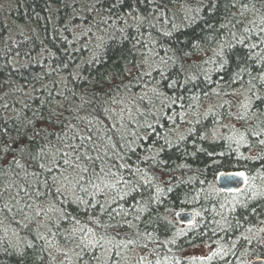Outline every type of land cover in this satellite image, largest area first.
<instances>
[{
    "label": "trees",
    "instance_id": "16d2710c",
    "mask_svg": "<svg viewBox=\"0 0 264 264\" xmlns=\"http://www.w3.org/2000/svg\"><path fill=\"white\" fill-rule=\"evenodd\" d=\"M261 29L264 0H0V130H40L0 153V264L264 256ZM230 170L244 188L217 187Z\"/></svg>",
    "mask_w": 264,
    "mask_h": 264
},
{
    "label": "snow or ice",
    "instance_id": "6c2138e0",
    "mask_svg": "<svg viewBox=\"0 0 264 264\" xmlns=\"http://www.w3.org/2000/svg\"><path fill=\"white\" fill-rule=\"evenodd\" d=\"M125 2V0H117L118 4H123ZM209 3H212V0H208ZM211 10V9H210ZM199 11V9H197V12ZM141 20L143 19L142 17L140 18ZM211 27V26H209ZM262 32H264V29H261ZM166 35H170V33H166ZM235 35V34H233ZM239 43H243V40L238 41ZM261 42H264V37L261 38ZM251 47H255V45H252ZM217 55H222V52H218ZM195 77H193L194 79ZM105 80H108V77L104 78ZM175 84V82H173L172 84H169V87H173ZM254 87V85H253ZM205 95H207V93H205ZM243 107L248 108L251 107V101L246 102ZM241 119H243V117H241ZM31 123V121H29V124ZM5 133L3 132V130H0V153H4L7 154L9 152H19V153H26L30 147V145L33 143L34 139L40 135V130H37L36 132L33 133L32 137H29L27 142H25L24 136L26 135V133H21L18 137L16 138H11L10 141H5L3 139ZM181 139H183V137H181ZM241 140H243V137H241ZM259 143L261 145H264V140L259 141ZM11 145H16L15 148H12ZM76 148H79V145L75 146ZM85 156L84 160H81L79 163H76L74 165L75 168L79 169L81 172H87L88 171V165H87V160L90 159L89 157H87V154H83ZM33 159H35V157H32ZM77 159L79 160L80 157L77 156ZM64 163L66 165L70 164L69 160H65ZM94 163V161H93ZM82 165H84L82 167ZM41 167H43V165H41ZM55 167V165L53 166ZM53 169L49 168L47 169V171L51 172ZM103 171V170H101ZM238 177H243L245 176L244 172H239L236 174ZM81 179L83 178L82 176L80 177ZM58 179H63L65 181H67L68 183H71V181L68 179L67 176H64L63 173H61L60 177H53V182L55 183ZM79 185V180L76 181V184L74 186H78ZM95 187V185H94ZM60 189H57V191H59ZM99 190V189H98ZM39 195V193H37ZM255 195H260V196H264V192H260V193H256ZM250 197V198H254ZM83 202V201H81ZM89 243H92L91 241H89Z\"/></svg>",
    "mask_w": 264,
    "mask_h": 264
},
{
    "label": "water",
    "instance_id": "95a60500",
    "mask_svg": "<svg viewBox=\"0 0 264 264\" xmlns=\"http://www.w3.org/2000/svg\"><path fill=\"white\" fill-rule=\"evenodd\" d=\"M243 171L230 170L219 171L216 175V183L223 190L238 189L246 184L245 177H238L236 174ZM176 217L183 221H192L195 217V212L192 209L177 210ZM249 264H264V256H255L250 260Z\"/></svg>",
    "mask_w": 264,
    "mask_h": 264
},
{
    "label": "rangeland",
    "instance_id": "374dc122",
    "mask_svg": "<svg viewBox=\"0 0 264 264\" xmlns=\"http://www.w3.org/2000/svg\"><path fill=\"white\" fill-rule=\"evenodd\" d=\"M264 225V224H263ZM213 250V245L211 244L210 246L205 245V244H200L199 247H192L190 248L187 252L186 255L187 256H197L198 259L204 258L205 256H208L209 254H211ZM244 261H248L250 259L249 255H245L244 254Z\"/></svg>",
    "mask_w": 264,
    "mask_h": 264
},
{
    "label": "bare ground",
    "instance_id": "6f19581e",
    "mask_svg": "<svg viewBox=\"0 0 264 264\" xmlns=\"http://www.w3.org/2000/svg\"><path fill=\"white\" fill-rule=\"evenodd\" d=\"M244 187H242V188H244ZM254 230H255L254 232L256 235H260V236L264 237V225L263 224L257 223L256 228ZM259 256H263V255H259Z\"/></svg>",
    "mask_w": 264,
    "mask_h": 264
}]
</instances>
